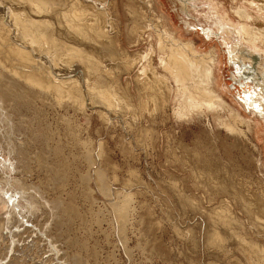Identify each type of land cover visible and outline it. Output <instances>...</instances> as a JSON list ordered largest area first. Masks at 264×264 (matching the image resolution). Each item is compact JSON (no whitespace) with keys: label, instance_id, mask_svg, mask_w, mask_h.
Listing matches in <instances>:
<instances>
[{"label":"rangeland","instance_id":"374dc122","mask_svg":"<svg viewBox=\"0 0 264 264\" xmlns=\"http://www.w3.org/2000/svg\"><path fill=\"white\" fill-rule=\"evenodd\" d=\"M8 1L3 0L2 3L0 0V21L2 22L0 25H4L0 27V44H2L0 45V66L9 70L8 75L16 76V81L20 80L18 81L20 86L23 84L22 86H26L32 91L37 88L36 94L39 89L38 92L42 95L40 88L43 84L46 85V82L61 86L63 89L62 98L51 87L48 90V95L51 97V103L53 102L50 103L52 106L45 105V107V101L43 105L41 104L42 107L39 103L41 99L39 102L38 99L36 100V106L42 107V116L40 117L43 119L42 123H46L47 120L51 129L54 132L58 131L54 135L53 131L51 130V132L49 129L50 134L53 135L51 137H55L53 141L62 139L61 144L65 148L62 153L70 164L71 170L67 172L61 188H53L54 185L49 183L48 189L46 188L45 167L39 166L36 158H33L34 153H37L34 151L39 150L37 146L42 147L43 150L46 149L47 152L51 151L48 148L51 146L50 141H42L44 136L48 140L51 139L48 129H45L47 132L44 130L46 135L39 137L38 140L41 138L39 141L36 140L38 143L30 141L34 147L31 144V148L27 147L28 152L31 151L29 153L32 155V160L30 159V170L32 171L29 173L21 171V168L16 169L15 157L0 152V163H7L5 174L0 171V196L3 198L0 203V217H4L12 205L22 202L32 204L31 199L24 202L25 197L21 200L22 202H18L20 196L18 197L17 190L12 186L14 177L24 180L29 191L37 195L41 203L48 202L51 209L44 206L45 209L39 210L40 214L41 211L44 212L41 215L38 211L31 216H25L21 227L17 228L16 233L12 236L13 242L11 243L9 239L7 250L3 252L4 247L0 248L2 255L7 251L4 254V259H0V264L9 262L10 255H22L23 253L26 256H24L22 264H49L43 261V258L49 254L42 252L43 246L37 249L34 247V243V246L30 243L31 247L24 248L27 241L29 242L35 235L37 237L35 230L39 231L44 226L49 230L50 237L53 236L52 240L50 239L52 242H50L48 237L46 238L44 230L40 231L42 234L44 233L42 237L56 248L52 260L55 264H264V211L262 209L264 208V110H258L254 105L247 104L248 91L251 92L252 86L261 82V77L248 70L247 78L241 84L235 83L234 85L229 78L231 77L230 71L234 70L233 64L228 63L225 52L229 48H225L226 46L220 43L221 40L215 39V36H206L201 30L205 25L195 23L193 18L197 17L199 13L193 8L194 3L196 2L195 5L199 7V11L203 12L207 10L205 5L213 6V2L216 1L214 3L216 4L218 0H192V7L187 10L186 15L184 12L177 11L175 2H179V0H86L97 2V4L94 10L88 7L78 8L79 10L76 8L77 11L73 10V13L80 18V21L77 22L78 26L75 27L80 33V39L65 28V15L62 16V12H66L68 6L65 4L66 7L62 3L66 1L62 0L63 2L60 4L61 0H50L55 4L51 5L52 8H49V13L46 12L44 17H48L51 27L59 32L57 37L59 36L60 41H58H62L64 47L59 45V47L53 46V48L51 43L44 42L45 48L43 44L41 47L39 43L40 46L37 45L35 49L31 44V47L26 46V39L21 37V35L23 36L22 31H27V29H23L26 28L25 24L22 29L20 25V22L25 20L24 15L22 14L23 19H21L20 15L15 13V16H17L16 14L19 16L17 19L21 20L19 22L16 17L12 16L13 13L10 14V10L4 8L9 5L14 8L13 5H16L15 9H17L16 0H12L13 4ZM257 1L262 2V0ZM225 6L227 10L230 9V13L231 10H234V5L231 3L226 2ZM9 15L18 21L14 25H20L19 28L17 25L12 26L15 20ZM170 15L172 16L170 17ZM185 17L187 18L185 19ZM232 19L236 24L237 17H232ZM185 20H188L192 26H185ZM137 22L138 24H136ZM263 22L261 20L256 22L257 28H260L261 31H264L262 30ZM161 23L169 24L180 40H198L196 43L198 52L204 53L211 47H215L217 57L221 61L217 73L219 82H216L217 85L204 84L209 94L207 93L205 98V94L202 93L204 95L200 100H195V104L197 102L199 106L201 100L204 104L202 105L201 101V108L197 106L194 111L190 110L184 114L179 112L180 103L178 101L181 95L178 90L180 86L177 84L176 74L167 64L166 53L157 49L155 34L151 30L155 24L161 28ZM5 25H8L7 28ZM156 25L154 27L157 28ZM96 30L105 31L106 39H103L105 45L98 44V47L97 44L85 43L86 37L93 35ZM137 33L140 37L137 36ZM70 34L74 35V39H68L72 37ZM19 37L21 38L19 39ZM12 39L15 45L26 47L25 50L28 49L27 51L32 53L34 62L25 64V67L22 65L24 64L23 60L15 58L11 50H8L7 53L8 44L5 43ZM21 39L23 40L21 41ZM69 46L81 47L79 49L84 57L77 58L75 56L74 59L73 56L71 59L69 54L67 55L69 49L66 50ZM244 46L249 52L260 54L255 48ZM32 47L35 51L31 50ZM47 47L49 49H46ZM60 47L64 49L62 50ZM56 48L59 51H56ZM3 49L6 50L5 53ZM101 49H104L103 52ZM92 62L95 63V67ZM29 64L35 68V70H31L32 72L30 71L32 67ZM21 65L26 69L21 68ZM36 65L37 68L42 66L39 67L42 72L36 68ZM16 66L17 68H15ZM259 68L256 66V69L261 71L262 69ZM36 69L39 72H36ZM26 73L28 75H25ZM32 73L33 75H30ZM258 73L260 76L262 75V73ZM99 75L101 76L99 77ZM96 80L99 81L98 84ZM100 80L104 82L102 85ZM36 82H39V85H36ZM235 88L240 91L237 92ZM78 91L79 95H77ZM100 91H103L104 94L102 95ZM195 91L198 94L203 92L200 88H195ZM210 94L214 96H212L214 100L210 99ZM105 95L108 96L105 97ZM223 95L228 96L242 117L250 121V126L246 129L243 128L246 131L245 136H239L233 129H230L231 126L228 127L224 112L221 114L212 110L215 99L223 97ZM209 107L212 112L208 109ZM24 108L28 110V108L22 107V111L19 110L20 115L29 113L30 109L25 111ZM197 108L201 111L199 112ZM197 113H201V115ZM19 114L18 111L14 112L18 118L21 117ZM58 115L69 116L74 121L72 123L78 127H76L78 129L77 137L83 142L79 143L77 148L72 147L75 146L73 137H65L66 123L63 120L59 121ZM17 116L13 117L12 112L13 118ZM220 121L222 122L220 123ZM223 122H226V125L222 126ZM49 124L44 125L48 127ZM25 130H19L20 134L14 130L11 131L12 138L16 140L17 138L14 137L18 136L21 138L19 141L24 140L22 135L26 132ZM85 140L88 143L90 141L89 144L92 145V148L91 146L86 148L89 144H86ZM55 141L52 142V145L55 144ZM39 142L48 147L40 146ZM83 143L86 144H84L85 147H82ZM27 144L29 146V142ZM84 148L85 151L88 150L85 152L86 154H84ZM47 152H45L46 156H43V161L53 158L52 152H50V156L47 155ZM89 152L92 153L91 157H94L92 161L95 160L96 163H93L94 168L89 172L90 177L87 180L89 185L83 182L84 185L81 175L83 173L85 175L88 170L85 155L90 154ZM96 155L100 158H97ZM95 169L102 174L110 193L101 191L100 182H97L94 172ZM85 187L89 188L88 192L92 199L87 193L85 194L84 191L88 190H84ZM126 194L131 196L129 204L131 208L130 214L126 218L123 234L119 232V222L116 215H113L111 203L117 197L122 200ZM113 195L115 196L113 197ZM70 196L75 197H73L74 205L80 215L71 221L62 222L61 225L58 222V215L61 213L60 202L62 199L69 200ZM111 198L113 200H110ZM23 210L27 214L28 207L25 206ZM49 211H52L56 217H51ZM39 235L41 234L39 233ZM77 239L81 240L79 242H84L86 247L81 249L77 246L75 243ZM35 250L38 251L37 254ZM2 255L0 258L3 257Z\"/></svg>","mask_w":264,"mask_h":264},{"label":"bare ground","instance_id":"6f19581e","mask_svg":"<svg viewBox=\"0 0 264 264\" xmlns=\"http://www.w3.org/2000/svg\"><path fill=\"white\" fill-rule=\"evenodd\" d=\"M11 1V2H10ZM15 1V0H13ZM17 1V2H16ZM15 3L18 4L17 6V9L16 8V5H13L15 6L14 8L12 7V5L10 6H4V8H7L8 10H10V14H14L12 15L14 18L16 17V19L19 17L18 14L20 15V18L23 19V17L25 18V20L23 19L22 22H20L21 20L17 19L19 22H20V25H21V29H22V26H25L26 28H23V29H27V31L25 30H21L23 32V36L21 35V37L23 39H26V46H31L33 45L34 49L37 47V45L40 43L44 45V48L46 47L44 42L46 43H51L52 44V47L54 46H63L64 44H62L61 42H59L60 40L58 39L57 35H59V32L56 30H54L52 27H51V23H50V20L48 19V17H44L46 16L49 10V8L52 6L51 5H54L55 4V0L53 1V3L50 1V0H16ZM63 1H66L65 3ZM61 0L60 1V4L61 2H63L62 4L65 5L67 4V7L66 5V12L64 14V12H62V16L65 17V28L66 30L71 31L72 34L75 35L76 38H79L80 39V33L78 31V29H76L75 27L78 26L77 22L80 21V18L78 15H76L75 13H73L76 8L80 9L82 7H88L90 8L91 10L95 9V5L97 4V2H90V1H86V0ZM142 1V0H140ZM192 0H179V2H175V5L177 7V11L179 12H184V14L186 15L187 13V10L189 8L192 7V3H191ZM214 1V0H212ZM230 1V2H229ZM218 0V2H220L219 4H214L215 2H213V6L212 5H205L204 7H207V10L205 11H199V7H197L194 3V9L199 13L198 16H200V18H197L196 16H194V21L195 23L197 24H203L204 27L201 28L202 32L208 36V35H212V36H215L216 38L215 39H219L221 40L220 43H222L224 46H226L225 48H229L227 49L225 52H226V55H227V59H228V63L229 64H233V68H234V72L233 71H230L229 74H231V77L230 80H232V82L234 83H238L241 84V82L243 80H245L247 77H246V73L247 71H252L254 72L256 75H258L259 77H261V82H257L256 85H253L252 86V89H251V92L248 91V95H249V99L247 100V104H249L250 106L254 105L258 110H264V31H261L260 28L258 29L257 26L258 24H256V22L258 23V20H261V21H264V0H262V2H258L257 0ZM8 2L10 3H14L12 2V0H9ZM148 2V1H147ZM146 2V3H147ZM152 2V1H151ZM150 2V3H151ZM173 2V1H172ZM228 2V3H231L234 5V10H231L232 12L230 13V9L227 10L226 6H225V3ZM2 3H3V0H2ZM144 3V2H142ZM57 4V3H56ZM59 4V5H60ZM137 4V3H136ZM58 5V6H59ZM142 5V4H141ZM140 5V6H141ZM144 5V4H143ZM150 7H151V4H149ZM92 6H94L93 8H91ZM203 7V6H202ZM201 7V8H202ZM19 8V9H18ZM54 8V7H53ZM78 9V10H79ZM150 9V8H149ZM180 9V10H179ZM204 9V8H203ZM51 10V9H50ZM133 10V9H132ZM183 10V11H182ZM77 11V10H75ZM148 11V10H147ZM47 12V13H46ZM132 12V11H131ZM129 12V13H131ZM135 12V11H134ZM157 12V11H156ZM253 12V13H252ZM15 13H18L16 14L17 16H15ZM46 13V14H45ZM54 13V12H53ZM77 13V12H76ZM133 13V12H132ZM136 13V12H135ZM24 16H23V15ZM139 14V13H138ZM157 14V13H156ZM26 15V16H25ZM50 15V14H49ZM136 15V14H135ZM160 15V14H159ZM191 15V13H190ZM10 16V15H9ZM10 16V18L12 17ZM23 16V17H22ZM59 16V15H58ZM137 16V15H136ZM139 16V15H138ZM140 16H141V13H140ZM172 15H170L171 17ZM237 17L236 19V24L234 23V20L232 19V17ZM12 17V18H13ZM52 17V16H51ZM147 17V16H146ZM7 18V17H6ZM9 18V19H10ZM13 18V20H15ZM62 18V17H61ZM136 18V17H135ZM138 18V17H137ZM140 18V17H139ZM187 17H185L186 19ZM189 18V17H188ZM4 19V18H2ZM59 19V18H58ZM145 19V18H144ZM11 20V19H10ZM12 20V21H13ZM15 20L13 25L12 26H16L14 25L15 23H18V21ZM61 20V19H60ZM138 21V19H135ZM149 20V19H148ZM182 20V19H181ZM189 20V19H188ZM186 21L185 20V26L188 25V27H191V23L189 21ZM17 21V22H16ZM142 22V20H139ZM147 21V20H146ZM152 21V20H151ZM164 21V20H162ZM184 21V20H183ZM144 22V21H143ZM142 22V23H143ZM158 22V21H157ZM0 23H2L0 21ZM140 23V22H139ZM141 23V24H142ZM145 23V22H144ZM159 23V22H158ZM5 24V23H4ZM61 24V23H60ZM63 24V22H62ZM138 24V22L136 23ZM147 24V23H146ZM264 24V22L262 23ZM3 25V24H1ZM0 27H3L1 26ZM19 25V26H20ZM148 25V24H147ZM151 25V24H150ZM156 25V24H155ZM155 25L152 26V31L153 33L155 34V43L157 45V49L159 51H163L164 53H166V58H167V64H169V67L172 71L175 72L176 74V80H177V84L180 86V88L178 89L179 92H180V99L178 101V103H180V107H179V112L180 113H187V111H194V109L199 106L196 102L195 104V100H200V98L202 97V95H204V97L206 98L207 96V93L209 94V91H207L205 88L206 86L204 85L205 83H208V84H215L217 85V83L219 82L218 80V71H219V65L221 63V61L219 60V58L217 57V51L215 49V47H211L210 50H208L207 52H204V53H201V52H198V50L196 49V43L197 41L195 39H189V40H180L179 38H177L176 36V32L171 28V26L167 25V24H160L161 25V28H158V24L156 25V27H154ZM159 25V26H160ZM213 27H212V26ZM6 26V25H5ZM8 26V25H7ZM6 26V28H7ZM18 26V25H17ZM18 26V28H19ZM58 26V25H57ZM139 26V25H138ZM196 26V25H195ZM145 29V26H143ZM148 27V26H147ZM187 27V28H188ZM5 28V27H4ZM17 28V27H16ZM139 28V27H138ZM2 29V28H1ZM15 29V28H14ZM33 29V30H32ZM140 29V28H139ZM138 29V31H139ZM142 29V28H141ZM149 29V27H148ZM189 29V28H188ZM187 29V30H188ZM262 29V28H261ZM4 30V29H3ZM5 30H9V29H5ZM16 30V29H15ZM20 30H19V33H20ZM150 30V29H149ZM148 30V31H149ZM264 30V28L262 29ZM11 31V30H10ZM17 31V30H16ZM60 31V30H59ZM144 31V30H143ZM146 31V29H145ZM2 32V31H1ZM21 32V33H22ZM142 32V31H141ZM140 32V33H141ZM151 32V31H150ZM67 33V32H66ZM139 33V32H138ZM137 33V36H139V34ZM148 33V32H147ZM189 33V32H188ZM61 34V33H60ZM72 34H70L72 36ZM146 34V33H145ZM74 35L68 39H74ZM141 35V34H140ZM8 36V35H6ZM15 36H19V35H15ZM19 37V39L21 38ZM140 37V36H139ZM209 37V36H208ZM18 38V37H17ZM21 39V41L23 40ZM103 39H106V35H105V31H100V30H96L93 35H90V36H87L86 37V42L85 43H93V44H97L96 46L99 47L98 44H104V41ZM139 39V38H138ZM197 39V38H196ZM1 40V39H0ZM6 40V39H5ZM10 40V38H9ZM59 40V41H58ZM12 42V44H11ZM43 42V43H42ZM72 42V41H71ZM70 42V43H71ZM81 42V41H80ZM79 42V43H80ZM5 43V42H4ZM84 43V42H83ZM217 43V42H216ZM5 44H8V48L7 49V53H8V50L11 52H13L15 58H19L20 61L23 60L22 65H25V64H28L30 63L31 61H33V55L30 51H27L28 49L25 50V48L21 47V46H17L15 45V42H13V39L11 41H8V43H5ZM4 44V45H5ZM22 44V43H21ZM20 44V45H21ZM25 44V43H24ZM23 44V45H24ZM2 45V44H0ZM19 45V44H18ZM38 45V46H40ZM41 45V47L43 46ZM47 45V44H46ZM67 45V44H66ZM65 45V47H66ZM105 45V44H104ZM103 45V46H104ZM249 46V47H252V48H255L256 51H259L260 54H253L252 52H249L247 50V48L244 46ZM30 46V47H31ZM72 46H75V45H72ZM68 47L66 50L69 49V53H67V55L71 58L74 56V59L77 57V58H82L83 54H81V47L79 48H76V47ZM94 46V45H93ZM95 46V47H96ZM102 46V45H101ZM33 47L31 48V50L33 49ZM53 47V48H54ZM64 47V46H63ZM106 47V46H105ZM104 47V49H105ZM3 48V47H2ZM5 48V46H4ZM23 48V49H22ZM39 48V47H38ZM43 48V49H44ZM61 48V47H60ZM101 48V47H100ZM99 48V49H100ZM33 49V50H34ZM42 49V48H41ZM46 49H49V47H47ZM52 49V48H51ZM58 48H56V51H59L57 50ZM62 49V48H61ZM64 49V48H63ZM62 49V50H63ZM97 49V48H96ZM103 49V50H104ZM4 50V49H3ZM2 50V51H3ZM30 50V49H29ZM102 50V49H101ZM101 50H100V53H101ZM102 50V52H103ZM6 50H4V53H5ZM35 51V50H34ZM33 51V52H34ZM46 51V50H45ZM216 51V52H215ZM10 52V54H11ZM40 52V51H39ZM54 52V51H53ZM63 52V51H62ZM65 52V50H64ZM107 52V51H106ZM37 53V52H35ZM46 53V52H45ZM52 53V52H51ZM58 53V52H57ZM56 53V54H57ZM60 53V52H59ZM102 54V53H101ZM104 54V53H103ZM109 54V53H108ZM107 54V55H108ZM1 55V54H0ZM9 55V54H8ZM12 55V56H13ZM64 55V54H63ZM85 55V54H84ZM112 55V54H111ZM110 55V56H111ZM17 56V57H16ZM55 56V55H54ZM76 56V57H75ZM67 57V56H66ZM84 57V56H83ZM92 57V56H91ZM113 57V56H112ZM8 58V57H7ZM10 58V57H9ZM14 58V57H13ZM14 58V59H15ZM101 58V57H100ZM103 58V57H102ZM111 58V57H110ZM62 59V58H61ZM69 59V58H68ZM67 59V60H68ZM72 59V58H71ZM73 59V60H74ZM87 59V57H86ZM77 60V59H76ZM83 61V60H82ZM92 61V60H91ZM90 61V63H91ZM18 62V61H17ZM34 62V61H33ZM32 62V63H33ZM71 62V61H70ZM97 62V61H96ZM14 63V62H13ZM72 63V62H71ZM89 63V64H90ZM15 64V63H14ZM93 64V62H92ZM12 65V64H11ZM16 65V64H15ZM21 65V68L24 66ZM30 65V64H29ZM39 65V64H37ZM37 65H36V68H37ZM94 67H95V63L93 64ZM6 66V65H5ZM32 67V65H30ZM256 66L257 67H260L262 70V72L259 70L256 69ZM2 66H0V152L2 153H7L13 157H15L16 161H17V165H16V169H22L21 171H27L29 173V171H32L30 170V159L32 160V155L29 153L31 151L28 152L27 150V147H34L33 144H31L32 142L30 141H33V142H37L41 139L38 140L39 137H43L45 134L44 130L45 129H48L47 131L49 132V129L50 131L53 129H51L50 127V124L49 122H47L46 120V123H42L43 119H41L40 117L42 116V105L43 103H46L44 104L45 105H51V97L48 95V90L49 88H54L55 92L57 93V95L59 97L62 98V94H63V89L61 88V86H58V84L56 83H53L52 82H46V85L42 83H40L42 85V87L40 88L42 90V95L41 93L39 94L38 90H37V94H36V89L35 88L34 90L35 91H32V89H28L26 88V86H20V80L16 81V76H12V74L8 75V71L7 69L3 68L1 69ZM14 67V66H13ZM20 67V66H19ZM26 67V65H25ZM29 67V66H27ZM39 67H42V66H39ZM38 67V68H39ZM88 67V66H87ZM17 68V66L15 67ZM19 68V69H21ZM30 68V67H29ZM28 68V69H29ZM37 68V69H38ZM45 68V67H44ZM92 68V67H91ZM259 68V69H260ZM26 69V68H24ZM23 69V70H24ZM35 70L34 66L30 69L31 70ZM36 69V72L38 71ZM88 69V68H87ZM94 69V68H93ZM97 69V68H96ZM95 69V70H96ZM113 69V68H112ZM94 70V71H95ZM98 70H99V67H98ZM109 70V69H108ZM14 71V70H13ZM12 71V73H14ZM26 72L28 70H25ZM39 71H40V68H39ZM38 71V72H39ZM92 71V70H91ZM103 71V70H102ZM136 71V70H135ZM17 72V71H16ZM20 72V71H19ZM29 72V71H28ZM32 72V71H31ZM35 72V71H33ZM42 72V71H40ZM111 72V71H110ZM139 72V71H138ZM262 73V75L260 76L259 73ZM18 73V72H17ZM30 73V72H29ZM97 73V72H96ZM35 74V73H34ZM41 74V73H40ZM101 74V73H100ZM137 74V73H136ZM25 75H28V73H26ZM30 75H33L30 74ZM37 75V74H36ZM45 75V74H44ZM19 76V75H18ZM42 76V74H41ZM47 76V74H46ZM52 76V75H51ZM50 76V77H51ZM93 76V75H92ZM96 76V75H95ZM98 76V75H97ZM101 75H99L100 77ZM23 77V76H22ZM30 77V76H29ZM33 77V76H32ZM43 77V76H42ZM49 77V76H47ZM19 78V77H18ZM26 78V77H25ZM24 78V79H25ZM31 78V77H30ZM36 79V77H34ZM33 78V79H34ZM46 78V77H45ZM96 78V77H95ZM29 79V78H27ZM34 79V80H35ZM38 79V78H37ZM98 79V78H97ZM32 80V79H31ZM56 80V79H55ZM65 80V79H64ZM215 80V81H214ZM24 81V80H23ZM29 81V80H28ZM27 81V82H28ZM36 81V80H35ZM54 81V80H53ZM97 81V80H96ZM101 81V80H100ZM26 82V80H25ZM41 82V81H40ZM56 82V81H55ZM73 82V81H72ZM99 81H97V84H98ZM217 82V83H216ZM24 83V82H23ZM74 83V82H73ZM96 83V82H95ZM102 82L101 81V85H102ZM107 83V82H106ZM28 84V83H27ZM34 84V82H33ZM36 85H39V82L35 83ZM60 84H63V83H60ZM99 84V85H100ZM26 85V84H25ZM71 85V84H70ZM141 85V84H140ZM219 85V84H218ZM28 86V85H27ZM31 86V84H30ZM29 86V87H30ZM95 86V84H94ZM97 86V85H96ZM212 86V85H211ZM32 87V86H31ZM36 87V86H35ZM38 87V86H37ZM71 87V86H70ZM74 87V86H73ZM72 87V88H73ZM81 87V86H80ZM104 87V86H103ZM108 87V86H106ZM237 87V86H236ZM71 88V89H72ZM79 88V87H78ZM82 88V87H81ZM195 88H200L203 92H201V94H198L196 91H195ZM69 89V88H68ZM76 89V88H75ZM105 89V88H104ZM103 89V90H104ZM107 89V88H106ZM216 89V87H215ZM237 92H239L240 90H238L237 88H235ZM73 90V89H72ZM78 90V89H77ZM92 90V89H91ZM95 90V89H94ZM76 91V90H75ZM80 91V90H79ZM78 91V94L79 93ZM109 91V90H108ZM66 92V91H65ZM64 92V93H65ZM102 92L101 94L103 95V91H100ZM107 92V90H106ZM105 92V93H106ZM87 93V92H86ZM204 93V94H202ZM224 93V92H223ZM66 94V93H65ZM92 94V93H90ZM99 94V92H98ZM97 94V95H98ZM107 94V93H106ZM221 94V93H220ZM95 95V94H93ZM211 95V100L212 98L214 97L212 94ZM227 95V94H226ZM84 96V95H83ZM108 96V95H105V97ZM213 96V97H212ZM50 97V98H49ZM66 97V96H65ZM68 97V96H67ZM73 97V96H72ZM102 97V96H101ZM209 97V96H208ZM207 97V99H208ZM231 97V96H230ZM58 98V97H57ZM80 98V97H79ZM89 98V97H88ZM204 98V99H205ZM38 99V102L39 100L41 99V101L39 102L40 105L42 106L41 108L36 106V100ZM59 99V98H58ZM66 99V98H65ZM64 99V100H65ZM206 99V100H207ZM230 98L228 96H225L223 95V97H217V99H215V102H213V106L212 107V110H215L216 112L215 113H223V115L226 116V122H227V125H229L228 127L231 128L230 129H233V131L237 134H239V136H245L246 134V131L243 130V128L245 127L248 128L250 126L249 124V120L247 121L246 118L242 117V114L240 112H238L236 110V108L234 107V105L232 104L231 100H229ZM80 100V99H79ZM108 100V99H107ZM141 100V99H140ZM209 100V99H208ZM214 100V98H213ZM44 101V102H43ZM77 101V100H76ZM202 101V100H201ZM201 101L199 102L200 103V106H202L204 103L202 101V105H201ZM37 102V103H38ZM47 102H49L47 104ZM78 102V101H77ZM206 102V101H205ZM234 102V101H233ZM51 103V104H50ZM77 105V104H76ZM79 105V104H78ZM144 105V104H143ZM179 105V104H178ZM237 105V104H236ZM52 106V105H51ZM110 106V105H109ZM199 106V107H200ZM209 106V105H208ZM207 106V107H208ZM22 107H26L28 108V110L30 109V111H32L30 113L27 114H19V110L22 111ZM46 107V106H45ZM77 107V106H75ZM205 107V106H204ZM50 108V107H49ZM80 108V107H78ZM201 108V107H200ZM25 109V108H24ZM210 110V107L208 108ZM25 109V111H28ZM198 110V108H197ZM244 110V109H243ZM18 111V114L19 117L17 115H14V112L16 113ZM20 111V112H21ZM44 111V110H43ZM196 111V110H195ZM199 111V110H198ZM201 111V110H200ZM199 111V112H200ZM208 111V110H207ZM211 111V110H210ZM12 112H13V117L14 116H17L16 118H13L12 117ZM177 112H178V109H177ZM212 112V111H211ZM253 112V111H252ZM25 113V112H24ZM48 114V112H46ZM83 113V112H82ZM189 113V112H188ZM258 113V112H257ZM41 114V115H40ZM62 114V113H61ZM197 114H200L201 113H197ZM180 115V114H179ZM186 115V114H185ZM194 115V114H193ZM196 115V114H195ZM215 115V114H214ZM257 115V114H256ZM259 115V113H258ZM44 116V114H43ZM189 116V115H188ZM264 116V115H263ZM47 117V116H45ZM221 117V116H219ZM44 118V117H43ZM217 118V117H216ZM215 118V119H216ZM57 119L60 121V120H63L65 123H66V128H65V137L69 138L70 137H73L75 139V142L74 145L75 146H72V147H76L79 145V143H82L80 141V139L77 137L78 136V127L75 125V123H72L74 122L72 118H70L69 116H63V115H58L57 116ZM214 119V121H215ZM42 120V121H41ZM222 120V119H220ZM58 122V121H57ZM222 121H220L221 123ZM226 122H223L222 126L226 125L225 123ZM49 124V126L47 127V125H44V124ZM19 127L24 128V130L26 131L23 135H22V138L24 140H21L19 141V138L18 136H15L14 138H17L16 140H14L12 138V132L14 130V132H18L19 133V130L20 131H24V130H21L19 129ZM61 127V126H60ZM77 127V128H76ZM228 128V129H229ZM59 129V128H58ZM227 129V128H226ZM225 130V129H224ZM46 131V130H45ZM46 131V132H47ZM51 131V132H52ZM63 131V132H64ZM227 131H231V130H227ZM55 132H58L57 130ZM53 131V134L55 133ZM60 132V131H59ZM232 132V131H231ZM23 133V132H21ZM80 133V132H79ZM20 134V133H19ZM49 136H53L52 134H50V132L48 133ZM214 134V133H213ZM236 134V135H237ZM55 135V134H54ZM56 135H59L58 133H56ZM64 135V133H63ZM14 136V135H13ZM228 136V135H227ZM232 136V134H231ZM234 136V135H233ZM238 136V135H237ZM49 137V138H50ZM236 137V136H235ZM234 137V138H235ZM55 138V137H53ZM53 138L51 137V139H47V137L45 138H42V141H50V145L51 146H45L44 143L41 144L40 142V146L44 145L45 147H48L50 148V152H52L53 154V158L52 159H49V161H43L44 157L43 156H46V153L47 150H43V148L41 147H38L37 148L40 150L38 151H34V152H37V153H34V158H36L37 160V164L39 166H43L45 167L44 171H45V178H46V181H47V189H48V183L49 184H53L54 186H52L53 188H61L64 184V179L66 178V174L70 169V164L65 160L66 157L63 156L64 152L63 150L65 148H63L62 144H61V140H57L55 141V144L53 143L52 145V142L53 141ZM215 138V137H214ZM243 138V137H242ZM72 139V138H70ZM217 139V138H216ZM38 140V141H36ZM65 140V138H64ZM239 140V139H238ZM29 142V146H28V143ZM87 142V140H85V143ZM237 142V141H236ZM35 143V144H37ZM83 143L81 144L82 147H85L86 144H89L87 142L86 144ZM92 143V142H91ZM30 144L32 146H30ZM85 144V145H84ZM38 145V144H37ZM46 145H48L46 143ZM73 145V144H72ZM84 145V146H83ZM65 146V145H64ZM89 146H91L92 148V145H88V147L86 146V148H90ZM69 147V146H68ZM47 148V149H48ZM77 148V147H76ZM75 148V149H76ZM228 148V147H227ZM231 148V147H230ZM32 149H35V148H32ZM30 149V150H32ZM69 149V148H68ZM74 149V148H73ZM44 152H43V151ZM67 150V149H66ZM92 150V149H90ZM96 150V149H95ZM226 150V149H225ZM68 151V150H67ZM88 151V150H86ZM85 148H84V154H86L85 152ZM211 151V150H210ZM50 152H47L49 155ZM75 152V151H74ZM73 152V153H74ZM80 152V151H79ZM92 152V151H90ZM89 152V153H90ZM99 153H100V149H99ZM98 153V154H99ZM77 154V153H76ZM81 154H82V151H81ZM92 153L85 155V159L87 160V163L86 164L88 166V170L87 172L84 173L81 175V181H82V184H85L86 185H89L87 184V180L88 178L90 177V170L92 171L94 168L93 166V163H96L95 160L92 161L94 159V157H91ZM97 154V155H98ZM78 155V154H77ZM96 155V156H97ZM211 155V154H210ZM4 156V155H3ZM50 156V155H49ZM48 156V157H49ZM52 156V155H51ZM81 157V155H79ZM94 156V154H93ZM79 157V158H80ZM99 156H97L98 158ZM50 158V157H49ZM100 158V157H99ZM77 159V158H76ZM96 159V157H95ZM34 160V161H36ZM83 160H84V157H83ZM97 161V159H96ZM99 161V160H98ZM35 163V162H34ZM6 162H4V164L0 163V171L2 174H5L4 171H6ZM36 165V163H35ZM216 165V164H214ZM4 166V167H3ZM93 166V167H92ZM2 167V168H1ZM9 167V166H8ZM42 167V168H43ZM37 168V167H36ZM110 168V167H109ZM9 170V169H8ZM79 171V170H78ZM25 172V173H27ZM71 172V171H70ZM96 173V179H97V182H100L99 184V187L101 189V191H103L104 193H108V188H107V185L106 183L104 182L103 180V177H102V174L100 173L99 170L95 169L94 171ZM77 173V172H76ZM44 175V174H43ZM69 175V174H68ZM67 175V176H68ZM94 176V175H93ZM75 177V176H74ZM95 178V177H94ZM24 179V178H23ZM93 179V178H92ZM91 179V180H92ZM106 180V179H105ZM84 182V183H83ZM16 183H18L16 185ZM80 184V183H79ZM84 184V185H85ZM83 185V186H84ZM264 185V184H263ZM12 186L14 187V189L17 190L18 192V197H19V200L18 202H22L21 200L26 199L24 200V202L26 201L27 202V199H31V205H29L28 203H17L15 205H12L10 206V208L8 209L9 212L3 217L1 216L0 217V248L4 247L3 248V252L4 250H7V244L9 242V239L11 241V243L13 242V239H12V236L14 235V233H16V229L17 228H20L21 227V224H22V221L24 220L25 216L26 215H33L34 212H38L40 209L42 210V208H44V206H47L49 207V203L44 201L43 203H41L39 201V198H37V195H34L33 193H31L29 191V187L26 186V184L24 183V180H22L21 178L19 177H14V180L12 182ZM109 186V185H108ZM50 187V186H49ZM45 188V189H46ZM12 189V188H11ZM85 189H88L86 191H84ZM13 190V189H12ZM21 190H23L21 192ZM26 190V192L24 193V191ZM84 192L85 194L87 193L89 198L91 197L90 195V191L89 188H84ZM51 191V189H50ZM82 191V190H81ZM58 192V191H57ZM75 193V192H74ZM83 193V192H82ZM110 193V192H109ZM118 193V192H117ZM84 194V195H85ZM113 194V193H112ZM111 194V195H112ZM121 194V192H120ZM14 195H15V192H14ZM74 195V194H72ZM123 195V194H122ZM125 195V193H124ZM75 196V195H74ZM73 196V197H74ZM87 196V195H86ZM85 196V197H86ZM87 196V198H88ZM94 196V195H93ZM96 196V195H95ZM108 196V195H107ZM115 195H113L114 197ZM120 196V195H119ZM41 197V196H40ZM72 196H70V198H68L69 200H63L62 198V202H60V206H61V213L58 215V222H60V224L62 225V222L65 223V222H68V221H71L73 220L75 217H79L80 213L78 212L77 210V207L74 205V199H73ZM77 197V196H76ZM84 197V199H86ZM111 196L109 195V198ZM131 196L127 195L124 196V198L121 200V198H114V200L111 198L110 200H113L112 203H111V206L113 208V215H116L117 217V220L119 222V232L123 233L124 231V227H125V222H126V218H127V215L130 214V198ZM75 198V197H74ZM14 199V198H13ZM92 199V197H91ZM3 198L0 196V203L2 202ZM93 201V200H92ZM50 202V201H49ZM57 202V201H55ZM53 205V204H52ZM58 205V204H57ZM27 206L28 207V210H27V214L25 212L24 207ZM50 206H51V203H50ZM52 207V206H51ZM45 209V208H44ZM47 209V208H46ZM53 209V207H52ZM263 211H264V208H262ZM49 210L50 207H49ZM44 211V210H43ZM44 213L41 211V214ZM50 215L51 217L55 216L54 213H52V211L50 212ZM39 214H40V211H39ZM40 214V215H41ZM44 215V214H43ZM29 216V217H30ZM48 216V214H47ZM82 216V215H81ZM80 216V217H81ZM37 217V216H36ZM50 217V218H51ZM56 217V216H55ZM115 218V216H113ZM45 219V218H44ZM48 219V217H47ZM53 220V218H51ZM115 220V219H114ZM24 222V221H23ZM38 222V221H37ZM50 222V221H49ZM39 223V222H38ZM56 223V222H55ZM117 223V222H116ZM48 224V223H47ZM144 224V223H143ZM39 225V224H38ZM47 226V225H46ZM64 226V225H63ZM144 226V225H143ZM58 227V226H57ZM66 227V226H65ZM42 228V229H41ZM40 229L41 230H44V233L46 234V238L48 237V239L52 240V238L50 237V233L48 232L49 230L46 229V227H41ZM145 228V227H144ZM57 229V228H56ZM41 230L38 231L35 230V232L37 233V237L35 235L34 238H31L30 241L26 242L27 244L25 245L24 244V248H27V247H31L30 243H34V247L38 249V247H42V252L43 253H49L46 257L43 258V261H45L46 263H49V264H55L52 260H53V253L55 254V250L56 248L53 247V245H50L49 241L46 240V238L44 239L42 236L43 234L40 232ZM145 230V229H143ZM20 231V230H18ZM17 231V232H18ZM23 231V230H22ZM34 232V234H35ZM39 233L41 235H39ZM58 233V232H57ZM124 234V233H123ZM33 236V234H32ZM9 237V238H8ZM45 237V236H44ZM14 238V237H13ZM56 238V237H55ZM57 239V238H56ZM55 239V240H56ZM125 239V238H124ZM50 240V242H52ZM58 240V239H57ZM74 240V239H73ZM72 240V241H73ZM147 240V239H146ZM81 240H76L75 243L77 246H79L81 249L82 248H85V243L84 242H79ZM56 242V241H55ZM69 242V241H68ZM71 243V242H70ZM16 244V243H15ZM14 245V244H13ZM23 245V244H22ZM30 245V246H29ZM11 247H14V246H11ZM17 248V247H16ZM15 249V248H14ZM41 249V248H40ZM55 249V250H54ZM24 250V249H23ZM150 250V249H149ZM15 251V250H14ZM22 251V250H21ZM90 251V250H89ZM16 252V251H15ZM36 254L38 253L37 250H35ZM41 252V251H40ZM1 253H2V249H1ZM7 253V251H6ZM4 253V254H6ZM4 254H0V256L2 255L3 257L0 258L1 260L4 259ZM52 254V255H51ZM93 254V252H92ZM11 256V259L9 260V262L5 263V264H22L23 261H24V256H26L25 253H23L22 255H10ZM28 256V255H27ZM58 257V256H57ZM161 257V256H160ZM42 258V257H41ZM54 258L56 259L55 255H54ZM37 259V258H36ZM40 259V258H39ZM75 260H77L76 258H74ZM34 261V260H33ZM57 262V260H56ZM2 264V263H1ZM40 264V263H39ZM44 264V263H43Z\"/></svg>","mask_w":264,"mask_h":264}]
</instances>
